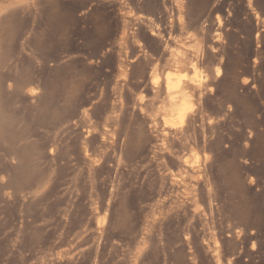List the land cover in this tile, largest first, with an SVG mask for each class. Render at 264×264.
<instances>
[{"label": "rangeland", "instance_id": "374dc122", "mask_svg": "<svg viewBox=\"0 0 264 264\" xmlns=\"http://www.w3.org/2000/svg\"><path fill=\"white\" fill-rule=\"evenodd\" d=\"M0 264H264V0H0Z\"/></svg>", "mask_w": 264, "mask_h": 264}, {"label": "bare ground", "instance_id": "6f19581e", "mask_svg": "<svg viewBox=\"0 0 264 264\" xmlns=\"http://www.w3.org/2000/svg\"><path fill=\"white\" fill-rule=\"evenodd\" d=\"M219 24L221 25V21H219ZM258 36H259V34L256 35V37H258ZM179 54H177L178 57H180ZM178 57L175 58V65L173 66L174 70L165 73V75H164L165 82L164 83H165V90H166V93H167L168 99H169V104H168L169 105V109H168L169 114L173 117H178V118H181L184 120V118L187 116L188 112H190L189 111L190 110V102H193V95L186 92L185 83L189 82L191 84H197V82L201 80L202 71L194 63L191 66L192 74L191 73H190V75L187 74L186 72L182 71V64H181ZM216 75L218 77L221 75L220 70H218V73ZM199 84L201 85L200 82H199ZM191 86H194V85H191ZM216 255L219 256L217 251H216Z\"/></svg>", "mask_w": 264, "mask_h": 264}]
</instances>
